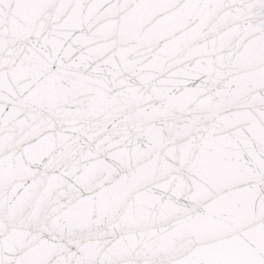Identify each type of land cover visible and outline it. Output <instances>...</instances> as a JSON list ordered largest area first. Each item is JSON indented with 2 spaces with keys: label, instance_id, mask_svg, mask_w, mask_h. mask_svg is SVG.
Instances as JSON below:
<instances>
[{
  "label": "snow or ice",
  "instance_id": "6c2138e0",
  "mask_svg": "<svg viewBox=\"0 0 264 264\" xmlns=\"http://www.w3.org/2000/svg\"><path fill=\"white\" fill-rule=\"evenodd\" d=\"M0 264H264V0H0Z\"/></svg>",
  "mask_w": 264,
  "mask_h": 264
}]
</instances>
